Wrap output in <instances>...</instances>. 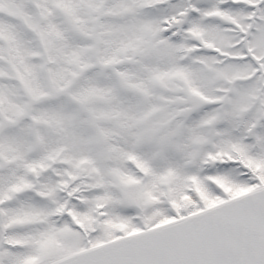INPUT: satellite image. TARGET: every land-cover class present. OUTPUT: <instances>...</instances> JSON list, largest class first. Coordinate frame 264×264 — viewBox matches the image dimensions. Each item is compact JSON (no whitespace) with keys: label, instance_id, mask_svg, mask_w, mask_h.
I'll return each mask as SVG.
<instances>
[{"label":"snow or ice","instance_id":"1","mask_svg":"<svg viewBox=\"0 0 264 264\" xmlns=\"http://www.w3.org/2000/svg\"><path fill=\"white\" fill-rule=\"evenodd\" d=\"M0 264H264V0H0Z\"/></svg>","mask_w":264,"mask_h":264}]
</instances>
